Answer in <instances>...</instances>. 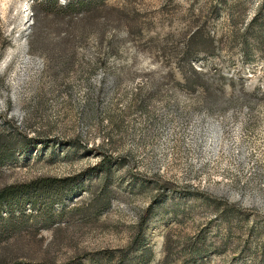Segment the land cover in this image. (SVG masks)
<instances>
[{
  "label": "rangeland",
  "instance_id": "obj_1",
  "mask_svg": "<svg viewBox=\"0 0 264 264\" xmlns=\"http://www.w3.org/2000/svg\"><path fill=\"white\" fill-rule=\"evenodd\" d=\"M0 159V264H264V0H0Z\"/></svg>",
  "mask_w": 264,
  "mask_h": 264
},
{
  "label": "trees",
  "instance_id": "obj_2",
  "mask_svg": "<svg viewBox=\"0 0 264 264\" xmlns=\"http://www.w3.org/2000/svg\"><path fill=\"white\" fill-rule=\"evenodd\" d=\"M81 6H80V10H77L78 8H75L73 5L72 6H70V5H68V7H69V9H67V8H65L67 11H64V9H62V12H76V14L78 15L77 17H78V19H80L81 21H82V23H84V24H86L87 22V20L88 19H90V17L88 16V14H90L91 13V15L92 14H94V15H96V16H100L102 13H103V11L102 10H100V9H97L96 7L95 8H93L92 6V3L91 4H89V6L88 5H86V4H80ZM35 6H37V7H39L37 4L35 5ZM90 9V10H89ZM88 11V12H87ZM35 12H36V20L37 21H39V19H40V13H39V11L36 9L35 10ZM92 17V16H91ZM36 21V22H37ZM130 30L131 32L133 31L132 30V28H127V30ZM130 34V33H129ZM68 37H71V36H69L68 35ZM195 38V37H194ZM193 38V39H194ZM193 39H192V41H193ZM192 41L190 42V43H192ZM72 50V49H71ZM64 51H65V48H64ZM71 59H72V57H71V55H70V52H67V51H65V66H67L69 63H70V61H71ZM4 160L5 159H0V168L6 163V161L4 162ZM51 182H52V180L50 181V180H45L44 181V183H46V185H49V184H51ZM12 190H14V189H12Z\"/></svg>",
  "mask_w": 264,
  "mask_h": 264
}]
</instances>
